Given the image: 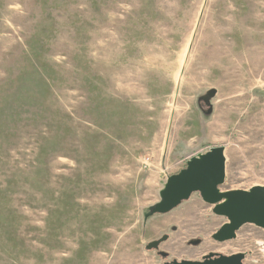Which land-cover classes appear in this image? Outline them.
I'll use <instances>...</instances> for the list:
<instances>
[{
    "label": "rangeland",
    "instance_id": "obj_1",
    "mask_svg": "<svg viewBox=\"0 0 264 264\" xmlns=\"http://www.w3.org/2000/svg\"><path fill=\"white\" fill-rule=\"evenodd\" d=\"M214 146L220 191L264 186V0H0V264H264L199 192L144 220Z\"/></svg>",
    "mask_w": 264,
    "mask_h": 264
},
{
    "label": "water",
    "instance_id": "obj_2",
    "mask_svg": "<svg viewBox=\"0 0 264 264\" xmlns=\"http://www.w3.org/2000/svg\"><path fill=\"white\" fill-rule=\"evenodd\" d=\"M215 89L211 88L197 99L204 100L210 106V100L215 95ZM225 158L223 148L214 146L207 152L191 157L186 166L175 174L167 177L163 188L160 190V199L151 205L144 214V220L154 214L167 213L177 207L183 200L190 197L193 192H199L201 198L213 205V212L225 216L227 221L212 234L217 241H225L236 236L238 228L245 223H252L264 229V186H254L249 191L228 190L220 191L219 185L224 181ZM168 235L153 240L146 245L147 249H157L159 243L165 241ZM200 239L191 241L197 244ZM159 255L165 257L166 252L159 251ZM213 257V258H212ZM199 260H172L166 264H242L243 254L234 253L222 255L210 252Z\"/></svg>",
    "mask_w": 264,
    "mask_h": 264
},
{
    "label": "bare ground",
    "instance_id": "obj_3",
    "mask_svg": "<svg viewBox=\"0 0 264 264\" xmlns=\"http://www.w3.org/2000/svg\"><path fill=\"white\" fill-rule=\"evenodd\" d=\"M220 32V31H219ZM253 42V41H252ZM251 42V43H252ZM215 47H218L219 48V45H221L220 46V48L219 49H221V47H223L222 45H223V40H222V37L221 36H218L217 38H216V42H213L212 43ZM247 48H249V47H247ZM246 49V48H245ZM225 50H227V49H225ZM244 50V49H243ZM247 50H249V49H247ZM249 51H251V53H253L255 50L254 49H251V50H249ZM231 51H227V53L229 54ZM253 62V61H252ZM255 62V61H254ZM256 65V64H255Z\"/></svg>",
    "mask_w": 264,
    "mask_h": 264
},
{
    "label": "flooded vegetation",
    "instance_id": "obj_4",
    "mask_svg": "<svg viewBox=\"0 0 264 264\" xmlns=\"http://www.w3.org/2000/svg\"><path fill=\"white\" fill-rule=\"evenodd\" d=\"M199 106L202 108V110H203V104L206 106V103H205V101L204 100H200L199 102ZM162 242H164V241H162ZM161 242V243H162ZM161 243H159V245L161 244ZM213 258V257H212ZM202 260H204L203 259V255H202V257H201V259H199V261H202ZM172 260H170V261H164V264H166L167 262L168 263H170Z\"/></svg>",
    "mask_w": 264,
    "mask_h": 264
}]
</instances>
